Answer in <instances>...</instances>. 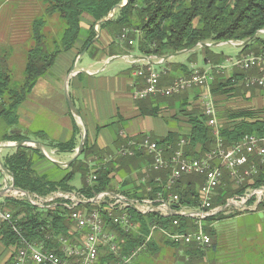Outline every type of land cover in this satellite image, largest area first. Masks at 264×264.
<instances>
[{"label": "trees", "instance_id": "16d2710c", "mask_svg": "<svg viewBox=\"0 0 264 264\" xmlns=\"http://www.w3.org/2000/svg\"><path fill=\"white\" fill-rule=\"evenodd\" d=\"M45 6L44 15L38 17L32 25L31 40L34 45L27 53V62L21 81L14 79L11 69L7 65L6 57H0V119L6 124L7 129H13V133H6L1 142L18 143L33 135L42 141L49 142V146L59 153L74 152L78 127L74 124V136L67 142H56L48 139L44 132L17 133L19 126V108L26 102L38 81L45 77L60 54L75 49L83 39L82 51L90 49L97 38L96 26L101 23V30H108L114 39L119 38L125 43L127 52L135 51L144 57H166L184 51L196 49L201 44H220L229 42H241L248 44L243 46L244 51L250 49L258 54L264 50V41L260 40V31L264 30V0H40ZM58 18L59 29L53 34L46 32L50 25L49 20ZM88 17L90 24L84 29V20ZM128 32L125 41L122 35ZM130 42H133L131 45ZM206 51L209 48H205ZM222 56V55H220ZM217 58H220L217 56ZM207 61L212 62L210 56ZM191 72H186V77ZM246 74H235L232 78L216 74L215 81L211 84L214 95L228 93L232 86L243 83ZM235 81V82H233ZM184 94V93H183ZM181 95V94H180ZM178 96V95H177ZM176 96L168 98L174 99ZM182 105V106H186ZM183 107L182 113L189 117L190 132L186 135L171 133L165 139L155 140L156 143L167 151L174 152L179 148L182 140L185 142L184 153L188 159H202L212 152L217 144L215 128L208 125V118L204 111L200 114L187 113ZM229 124L218 127L219 136L226 149L241 142L246 136L264 135V118L257 111H238L229 116ZM125 144L127 143L124 142ZM89 149L88 140L84 146L82 155L69 167L64 169L67 173L59 180H54L47 175H40L36 164L45 158V155L37 148L19 147L15 152L4 158L5 167L13 174L15 187L30 194L47 196L57 191L67 193L74 192L71 186L76 173L83 172L84 185L80 193L93 199L105 192L124 193L125 195L142 199L156 198L162 191L167 197L170 193L180 198L182 205L198 207L200 205V189L205 182L202 176L184 177L171 191H164L162 187H156L155 179L161 177L167 181L169 171L157 173L151 171L150 181L147 186H154L153 194H147V186H137L133 174L135 168L140 169L138 178L143 175L142 170L150 167L152 158L143 151H137L134 158H118L104 166L98 172L97 182L91 186L88 184L90 170L81 157L86 155ZM258 174L246 183L238 186L232 179L224 177L222 185L217 190V196L213 201L214 207H224L230 198L244 197L248 189L257 190L264 187V165L257 162ZM61 169V168H60ZM62 170V169H61ZM231 179V180H230ZM121 187L116 188V183ZM234 183V184H233ZM134 185L133 193L124 191L125 188ZM233 185V186H232ZM238 187V188H237ZM254 197L248 203H252ZM3 206L9 207L13 215L12 226L9 223L0 225V238L6 247H14L15 253L9 264H13L18 250L26 240L38 244L45 251L63 257V237L69 243L75 242L80 231L76 229L71 219V211L57 204L50 208H40L29 201H19L14 198H4ZM80 207H83L82 205ZM87 208H94L88 204ZM258 209L264 210V199ZM5 210V209H3ZM7 211V210H5ZM129 213L135 229L125 231L121 226L115 225L104 213L109 230L117 234V242L120 254L117 256L106 249L100 254L97 264H150L152 257L164 253L173 254L187 262H199L206 256V249L197 245H179L168 239L161 230L169 232L186 233L194 228V222L186 217L170 216L161 217L151 213L142 215L134 209ZM236 215L226 217L234 218ZM225 219L224 212L207 219L209 224ZM180 221V227L174 226V221ZM157 227L153 232V228ZM211 237L216 236L214 228H207ZM74 244V243H73ZM145 246V249L142 247ZM138 252V253H137Z\"/></svg>", "mask_w": 264, "mask_h": 264}, {"label": "crops", "instance_id": "0c3cea01", "mask_svg": "<svg viewBox=\"0 0 264 264\" xmlns=\"http://www.w3.org/2000/svg\"><path fill=\"white\" fill-rule=\"evenodd\" d=\"M84 21L86 25L83 26L87 30L90 19L86 17ZM83 39L75 49L58 56L55 65L49 71L56 81L48 75V72L38 81L26 102L21 105L18 112L20 130H16L17 133L27 135V133L44 132L49 140L67 142L74 136L75 124L78 127L77 147L71 153H59L57 149L49 146V142L42 141L33 135H29L26 140L31 139L39 142L53 160L58 161L54 157L57 154L63 156V161H59L60 163H68L76 157L86 134L89 149H93L92 152H94L90 154L91 151H88L81 157V161L89 168L91 158L98 157L102 160L111 156L124 146L126 141L141 142L145 138H150L156 142L155 140L165 139L171 133L186 135L190 132L189 117L182 113V110L185 107L187 113H202L204 111L203 94L205 93L203 89L196 88L170 100L161 96L151 97L147 100L135 99V93L145 86L144 79L134 75L136 69L123 57L132 56L138 59L146 57L135 51L127 52L119 38L114 39L108 30L99 28L93 47L82 51ZM231 43L224 45L208 43L207 47L202 45L190 51L166 56L167 63L157 66L167 72L162 78V84L169 85L178 78L186 77V72H191L193 68L197 69L196 57L198 54L202 55L206 63V69L201 71L227 66L229 59L227 58L223 62V52L220 56V53L213 52L211 48L230 45L240 49L239 57L252 53L250 49L244 51L243 46H239L240 44ZM205 48H209V50L206 51ZM207 56L213 59L212 62L207 61ZM235 74L245 73L233 69L217 74V76L230 79ZM65 91L66 93L68 91L81 118L75 117L69 111ZM206 92L210 93L216 106L219 127L220 124H229L231 122L229 116L238 111H257L264 118V88L248 89L243 83H239L232 86L228 93L214 95L211 86ZM185 104L187 105L182 106ZM115 128H118L116 132L113 131ZM165 151L166 157H171L173 152L166 149ZM14 152L15 149L0 151L2 162H4L3 157ZM45 159L53 162L47 157ZM256 161L264 165L259 159ZM66 168L63 167L62 170ZM35 169L40 175H47L48 169L40 161L36 164ZM144 170H142L143 175ZM134 175H137L138 178L139 173L134 172L132 176ZM227 176L230 177V172L225 169L224 177ZM144 178L145 176L141 177V179ZM9 180L5 177L1 179L0 189L5 188ZM83 185L82 176V184L79 188L71 185L75 189L72 193H80ZM125 190L133 193L134 185L125 188ZM226 212L224 211V214ZM259 212L264 213V210L258 209L247 214L254 216L253 214ZM247 214L236 215L234 218H244ZM226 220L229 219L225 217L222 221L207 224L216 230L218 229L217 225ZM228 229L230 230L227 236L224 232L221 236L216 232L215 238L212 237V246L206 249V256L203 258L206 264H217L219 261L222 264H242L244 262L241 259L242 254L246 251L245 244L256 242V245H260L264 243L250 230H247L249 237L246 239L242 237L241 229L230 227ZM220 249L224 250L222 256L221 254L218 256ZM15 250L14 247H6L0 238V264H9Z\"/></svg>", "mask_w": 264, "mask_h": 264}, {"label": "built area", "instance_id": "2783aa9c", "mask_svg": "<svg viewBox=\"0 0 264 264\" xmlns=\"http://www.w3.org/2000/svg\"><path fill=\"white\" fill-rule=\"evenodd\" d=\"M96 31H98V28H96ZM259 34H264V30L260 31ZM127 37L128 32L125 31L122 35V40L125 41ZM130 44L132 45L133 42H130ZM224 44L226 43H220V45ZM231 44L235 43L232 42ZM201 46L202 44L199 45V47ZM123 58L136 69L134 75L137 78L144 79L145 86L135 93V99L147 100L156 96L171 98L196 88L203 89L205 91L203 94L204 114L208 118V125L216 130L217 144L215 149L205 158L188 159L185 157L183 149L185 146L184 141L172 153L171 157L167 158L165 149L161 148L150 138H145L141 142L129 140L111 156H107L102 160L98 159V157L90 159L88 184L93 186L97 182L98 172L106 164L118 158H134L137 151H143L152 158V164L144 170L145 178L143 181L147 178L150 181L149 173L151 171L157 173L170 172L166 182L161 177L155 179L156 187H162L164 191L171 192L184 177H204L205 182L200 189V205L198 207L182 205L177 195L170 193L165 197L162 191L157 193L155 199L149 197L142 199L132 198L122 192H105L93 199L87 198L82 193H67L63 191L54 192L47 197L30 193L27 196L20 193L27 201L40 208H50L57 204L68 208L71 211L72 221L75 223L77 230L82 232L83 235L79 244L69 243L67 239L60 238L63 244V257L45 251L38 244L24 240L23 246L18 250L13 264H97L101 252L105 249L118 256L120 247L117 242V234L107 227L104 213L107 212L115 225L121 226L128 232L135 229L129 213L130 209H134L142 215L155 213L161 217L179 216L190 219L194 222V228L189 232L180 233L167 230H161V232L176 244L197 245L202 249H207L212 246V237L207 232V228H209L207 224L208 218L216 216L231 207L243 210L254 196H259L256 205L257 210L264 199L262 188L257 190L248 189L244 197L235 196L229 199L224 207L213 206L217 190L224 179L225 169L230 172V178L238 186L243 185L258 174L256 159L264 163V135L261 137L257 135L246 136L241 142L230 149H226L223 140L219 136L216 106L211 99L210 93L206 92L209 91L211 84L215 81L216 74L233 69H237L247 75L243 81V85L246 88L263 89L264 50L258 54L251 53L236 59L231 58L227 61V66L217 67L212 70L201 71L193 68L190 76L178 78L169 85L162 84V78L167 72L157 68V66L167 63L168 59L165 57L152 56L138 59L132 56H125ZM47 157L53 160L48 154ZM146 184L144 186H147ZM154 191V186H147V194H153ZM88 204H93L94 208H87ZM81 205L83 207H80ZM13 221V215L10 212L0 209V225L6 222L14 226ZM174 226L180 227V221H174ZM156 229L158 228L154 227L153 232ZM142 249H145V246L138 252ZM126 263L128 261H125L124 264Z\"/></svg>", "mask_w": 264, "mask_h": 264}, {"label": "rangeland", "instance_id": "374dc122", "mask_svg": "<svg viewBox=\"0 0 264 264\" xmlns=\"http://www.w3.org/2000/svg\"><path fill=\"white\" fill-rule=\"evenodd\" d=\"M45 13V6L40 0H0V57H6L7 65L11 69L14 79L16 81H21L24 75V70L27 62V53L30 50V48L34 45L33 41L31 40V31H32V25L33 22L40 16L44 15ZM50 25L48 26L46 32H51L55 34L59 27L58 18L55 16L49 20ZM84 25H86V22L84 21ZM95 28L99 29V26L97 25ZM260 40L264 41V34H260L259 36ZM236 44H241V42H233ZM123 46L125 48V43H123ZM213 52L220 53L222 55V52L224 54V61L231 58H238L240 56V49L234 48L233 46H223V47H215L211 48ZM242 50V49H241ZM226 56V57H225ZM197 69L203 70L206 69V63L204 62V58L201 54L197 55ZM124 61V60H123ZM119 61V62H123ZM125 62V61H124ZM226 64V63H225ZM239 71V70H238ZM241 72V71H240ZM50 77H52L55 81V77L53 74H48ZM66 100H67V93L65 91ZM67 104L69 107V111H71L69 102L67 100ZM77 109V108H76ZM72 113V112H71ZM73 114V113H72ZM118 128L113 129V131H117ZM13 129H7L6 124L0 119V144L2 137L6 133H13ZM58 161L57 162H50L46 160L45 158L40 160V162L43 164V166L48 169L47 176L51 177L54 180H59L67 173L63 169V167L59 164V161H63L62 155H55L54 156ZM1 159V158H0ZM2 160V159H1ZM4 160V157H3ZM61 168V169H60ZM1 171V170H0ZM136 173H140V169L135 168ZM82 176L83 172H77L73 181L71 182V185H73L75 188H79L82 184ZM8 178L5 173L1 171L0 173V181L3 178ZM133 178L135 179L137 186L139 184L144 185L146 182L149 181V178L145 179H138L137 175H134ZM11 181V180H9ZM9 183H7L8 185ZM234 184V183H233ZM116 188L121 187L118 182L115 184ZM233 186V185H232ZM238 188V187H237ZM121 191V190H120ZM49 196V195H47ZM42 196V197H47ZM6 198V197H4ZM0 199V209H5L7 211L11 212V209L9 207L3 206V200ZM8 198H14L19 201H27L25 197L22 195L17 194L15 192L10 193ZM259 196H254V201L247 204L243 210L240 209H234V208H228L226 214H224V217H229L232 215H242L247 214L249 212L256 211V205L258 203ZM232 199V198H230ZM255 209V210H253ZM258 210V208H257ZM247 214L244 218H233L226 220L224 222H220L217 225L216 232L219 236H221L224 232L226 236L228 235V231L230 228H237L241 229L242 231V237L248 238L249 233H247V230H250L253 232V234L256 237H260L262 239V242H264V213L259 212L256 214ZM228 228H224V227ZM78 231L77 228L73 229V233ZM231 233V231H230ZM83 233L81 232L79 236H76L74 244H79L81 241V236ZM215 238V237H213ZM214 241V240H213ZM215 242V241H214ZM213 242V243H214ZM222 247V245H220ZM244 247L246 248L245 252L242 254L243 263L242 264H264V243L260 245H256V242L254 244H245ZM218 256L221 254H224V250L218 251ZM217 259V258H216ZM222 260V258H221ZM193 262H187L186 260H182L181 257L174 256L173 254L164 253L163 256L157 255L152 257V261L150 264H194ZM221 262L219 261L220 264ZM147 264V263H142ZM196 264H206L203 260L197 262ZM222 264V263H221Z\"/></svg>", "mask_w": 264, "mask_h": 264}, {"label": "water", "instance_id": "95a60500", "mask_svg": "<svg viewBox=\"0 0 264 264\" xmlns=\"http://www.w3.org/2000/svg\"><path fill=\"white\" fill-rule=\"evenodd\" d=\"M127 0L125 1V3L122 5V6H118L116 7L114 10H113V13L112 15L110 16V18L113 17V14L115 13V10L118 9V8H121L123 6H125L127 4ZM108 19H106L105 21H107ZM103 21V22H105ZM103 22H100L98 24V26L103 23ZM230 43V42H229ZM249 42L247 43H241L239 46H244L246 44H248ZM203 46L207 47L209 45L207 44H202ZM167 59V58H166ZM67 100L69 102V106H70V109H71V112L73 113V115L77 118H81V115L79 113V111L76 109L73 101L71 100L69 94H68V91H67ZM86 141H87V135L85 134L83 139H82V142L79 146V149L77 151V155L75 158H73L70 162L68 163H59L62 167H69L72 163H74L81 155H82V152L84 150V146L86 144ZM33 147V148H37L41 151L42 154L45 155V157H47V154L43 148V146L35 141V140H31V139H28V140H23L21 142H18V143H2L0 144V151L2 150H11V149H18L19 147ZM48 158V157H47ZM53 162H57V161H53ZM0 170L5 173L7 175V177L11 180V181H8V185L3 188V189H0V199L4 198V197H8L10 193H23L25 195L28 196V193L23 191V190H20L18 188L15 187V183H14V176L13 174L5 167L4 163L2 162V160L0 159ZM263 192H264V188L261 189Z\"/></svg>", "mask_w": 264, "mask_h": 264}]
</instances>
